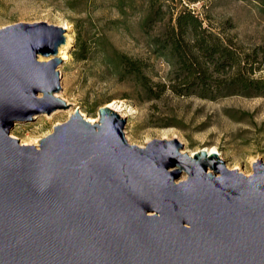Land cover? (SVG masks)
I'll use <instances>...</instances> for the list:
<instances>
[{
	"label": "water",
	"instance_id": "95a60500",
	"mask_svg": "<svg viewBox=\"0 0 264 264\" xmlns=\"http://www.w3.org/2000/svg\"><path fill=\"white\" fill-rule=\"evenodd\" d=\"M65 41L44 21L0 28V264H264L260 160L245 175L175 139L130 144L105 105L97 122L75 110L38 146L10 136L68 106L54 95Z\"/></svg>",
	"mask_w": 264,
	"mask_h": 264
},
{
	"label": "rangeland",
	"instance_id": "374dc122",
	"mask_svg": "<svg viewBox=\"0 0 264 264\" xmlns=\"http://www.w3.org/2000/svg\"><path fill=\"white\" fill-rule=\"evenodd\" d=\"M150 0H0V28L15 23L44 21L65 28L71 37L68 59L57 65L61 89L54 95L66 106L50 114L34 115L15 122L10 136L21 144L38 146L78 110L85 119L98 121V109L108 102L122 103L123 132L130 144L145 146L153 139L177 140L181 153L214 148L229 169L245 175L252 163L264 164V97L227 96L215 100L177 97L166 91L159 99H144L129 76L119 79L103 62L101 49L109 45L149 63L152 81H167L169 66L155 57L141 28L146 3ZM169 3L175 10L187 6L204 24L224 30L245 47L264 44V2L256 0H153ZM231 25V27H228ZM77 31L86 39L85 59L75 54ZM59 51V49H58ZM51 57V56H50ZM50 57L39 56V60ZM264 78V67L256 72ZM89 121V120H88ZM181 171L176 182L185 179Z\"/></svg>",
	"mask_w": 264,
	"mask_h": 264
},
{
	"label": "trees",
	"instance_id": "16d2710c",
	"mask_svg": "<svg viewBox=\"0 0 264 264\" xmlns=\"http://www.w3.org/2000/svg\"><path fill=\"white\" fill-rule=\"evenodd\" d=\"M264 2V0H256ZM141 28L151 53L170 68L167 81H152L149 63L140 58L103 47L106 67L119 79L129 76L144 99H159L166 91L177 97L215 100L227 96H263L264 78L256 72L264 67V44L251 48L224 30L215 31L187 6L146 3ZM231 27V25H228ZM75 54L85 59L86 39L77 31Z\"/></svg>",
	"mask_w": 264,
	"mask_h": 264
},
{
	"label": "bare ground",
	"instance_id": "6f19581e",
	"mask_svg": "<svg viewBox=\"0 0 264 264\" xmlns=\"http://www.w3.org/2000/svg\"><path fill=\"white\" fill-rule=\"evenodd\" d=\"M65 30H68L69 27L66 26L64 28ZM71 43V37L69 34L66 33V41L64 44H62L58 49V56L61 59H68V47ZM105 106L109 107L112 111L117 112L118 114H120L121 116H124L123 114H121V111L123 110L122 107V103L119 101H112V102H108L107 104H105ZM90 122H95L96 119H88ZM207 153H211V152H216V150L214 148L211 149H205ZM193 153H191L190 155H192Z\"/></svg>",
	"mask_w": 264,
	"mask_h": 264
}]
</instances>
